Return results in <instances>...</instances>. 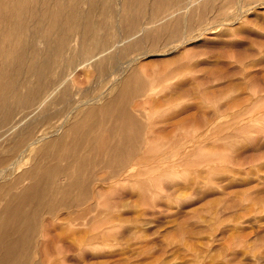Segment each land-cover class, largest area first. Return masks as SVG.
<instances>
[{"label": "rangeland", "instance_id": "374dc122", "mask_svg": "<svg viewBox=\"0 0 264 264\" xmlns=\"http://www.w3.org/2000/svg\"><path fill=\"white\" fill-rule=\"evenodd\" d=\"M32 1L23 0L29 11L18 16L19 22L24 20L26 26L30 25L26 40L31 39V46L17 54L16 71L25 76L30 72L27 77L35 81L38 73L33 72L32 63L49 59L52 77H68L67 84L75 101L96 96L107 87V96L113 97L126 75L139 68V74L132 80L147 81V93L151 95L133 98L130 107L133 110L134 103L142 101L146 105L143 110L134 111L152 132H147L153 142L145 155H150V159L159 155L157 158L165 161L159 167L149 160V164L144 162L147 166L141 163L147 168L141 166V174L130 178L111 177L103 184L106 191L98 197L101 202L98 208L88 213L95 218L91 222L85 223L86 218L78 219L81 222L74 219L77 211H65L63 207L55 219L42 214L48 221H43L40 228L49 229L50 234L44 236L40 229L32 242L39 243L37 250H46L39 256L41 261L44 264H264V0H244L240 10L238 0H206V6L199 2L198 12L204 11V16L193 26L194 40L183 45L178 39L138 57L120 75L118 83L112 82V74L99 81L94 61L91 64L89 60L83 67L76 66L77 62L118 39L122 42L118 44L126 47L125 19L140 8V21L131 30L139 28L143 19L159 17L167 9L165 0ZM6 9L9 8L5 6ZM170 19L173 18L165 22L169 23ZM206 25L210 28L203 31ZM21 38L24 39L17 36L18 42L30 40ZM97 40L107 44L95 48ZM173 44L178 47L164 51ZM148 45L127 51L123 60L158 46L149 41ZM70 63L72 69L68 71ZM122 71L121 68L118 73ZM189 80L193 83L189 94L173 91L174 85ZM25 91L20 86L17 93ZM144 97L146 102L140 99ZM90 106L78 107L66 126L82 117ZM172 124L174 128L177 125L175 130ZM161 132L165 133L161 135ZM38 153L39 149L34 148L22 168L44 160ZM173 158H176L174 162ZM102 169L106 168H101L99 173L104 172ZM98 210H102L101 215ZM63 215H67L65 219ZM46 223H50L49 228ZM78 238L81 240L77 241ZM43 243V246L49 244L48 249Z\"/></svg>", "mask_w": 264, "mask_h": 264}, {"label": "bare ground", "instance_id": "6f19581e", "mask_svg": "<svg viewBox=\"0 0 264 264\" xmlns=\"http://www.w3.org/2000/svg\"><path fill=\"white\" fill-rule=\"evenodd\" d=\"M201 1H203L204 6L208 5V1L206 0H165L164 7L167 5V9L159 17L153 16L150 20H147L148 17H146L147 21L143 19V23H141L139 28L131 30L140 21L141 9L137 8L138 10L135 13L133 11V16L131 15V17L125 19L128 32L126 40L124 39L126 47L120 46L122 42H120L121 39H118V36L122 35H118V32L116 34L118 35V40H115L112 44L109 43L104 46L106 42L102 43L101 40L95 41L93 47H104L82 58L77 62L76 66L83 67L88 65L87 62L89 60L91 64L94 61V66L98 70L97 78L99 81L106 79L107 76L112 74L114 75L112 82L118 83L120 75L125 73L126 69L138 57L144 56L151 50H158L163 45L173 43L178 39L181 41L180 44L183 45L193 41L196 36L192 33L193 26L200 20V17L204 16V11L200 10L198 12L197 9V4ZM23 3V0H0V138L2 139H0L2 141L0 142V264H44L39 256L46 253V250L41 249L44 252L39 249L37 250L39 243L36 245L32 243L40 229H42L44 236L49 233V229L40 228L43 221H46L48 218L50 220L55 219L59 209L63 207L67 209L65 211H77L74 219L86 218L85 223L91 222L94 217L88 216V213L98 208V205L101 203L98 197L102 191H106L103 184L111 177L116 176L123 179L130 178L129 176L137 173L141 174V163L147 166L149 164L148 160L151 163H156V167L161 166L165 162L159 159V155H157L159 156L158 158L157 156L151 157L152 159L148 157L150 155H145L150 151L153 139L147 134L148 131L150 132V129L142 123L144 120L142 121V119L137 117L134 111H141L146 105L144 106L142 101L138 104L134 103L136 107L133 110L130 107L133 98L145 95L147 97V94H150L149 92L147 93V81L142 79L140 82L135 83L132 80L135 75L139 74V68L133 69L132 73L126 75L124 82H122V87L118 89L113 97L109 98L107 96V89L109 88L107 87L96 96L78 98L75 101L72 100L74 95L70 92V86L67 84L68 77H65L66 79H54L52 77L49 59L39 63H35L34 59V62H31L33 72L37 71L38 73L35 81H31L27 77L30 72L25 76L21 75L20 71V73L16 71V57H18V53L21 49H27L31 46L30 38V40L27 39L29 40L28 42L23 43L17 40V36L19 35L24 37V39L21 38L24 41H27L26 38L30 36V33L27 34V29H30L28 27L30 25L26 26L24 20L23 22L18 21L20 13L23 12L22 14H24L28 10L24 7ZM34 3H32L33 6ZM157 3L158 5L160 4L159 2ZM243 5L244 0H238V10L242 9ZM5 6L9 9L5 10ZM28 17H30L29 14ZM169 18L173 19H170L169 23L165 22ZM25 20L27 19L25 18ZM59 21H57L58 24ZM162 22L165 23L159 26ZM42 23L40 22L39 24ZM58 24H56L55 28L58 27ZM171 25L175 26L172 28ZM209 28L210 26L207 25L204 28L202 27L203 31ZM100 34L102 36L103 31ZM148 41L151 45H158L159 47L145 49L144 52L135 55L131 59L123 60L127 51L141 46L148 47ZM176 47L178 45L173 44L164 51L169 52ZM58 55H60V52ZM72 64L70 63L68 66V71L72 69ZM121 68L123 71L119 74L118 71ZM192 85L191 81L177 83L174 85L173 91L187 95L192 91ZM20 86L26 89L24 93H17ZM150 95L148 98H151ZM145 97L140 99L144 100ZM165 100L164 103L167 102ZM149 101L147 100V103ZM144 102L146 101L144 100ZM89 104L92 106L84 110L82 117L66 126V121L69 120L78 107ZM54 118H57L56 122ZM175 128L173 125L172 129L175 130ZM162 132L161 135L166 131ZM34 148L39 149L38 154H42L44 160L37 161L32 167L23 169L22 167L27 163V159ZM175 160L176 158H173L172 162ZM146 161L148 164L144 163ZM144 166L142 167L144 168ZM101 168H108L109 174L108 170L102 169L104 172H107L105 173L108 176L104 172L99 173ZM135 168L138 169L134 172ZM140 193L142 192L140 191ZM112 202L113 204L115 203L114 201ZM110 204L112 203L110 202ZM44 213L48 214V218H42V214ZM67 215L61 217L65 219ZM78 221L81 222V220ZM47 223L46 226L49 228L50 223L48 225ZM80 238L77 241L81 240ZM54 240H51V242ZM48 245L46 243V246L43 247L45 248Z\"/></svg>", "mask_w": 264, "mask_h": 264}]
</instances>
